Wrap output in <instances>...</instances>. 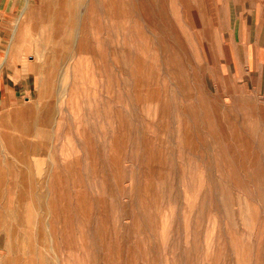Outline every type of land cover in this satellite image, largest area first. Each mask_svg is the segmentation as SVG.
I'll return each mask as SVG.
<instances>
[{
	"label": "rangeland",
	"instance_id": "obj_1",
	"mask_svg": "<svg viewBox=\"0 0 264 264\" xmlns=\"http://www.w3.org/2000/svg\"><path fill=\"white\" fill-rule=\"evenodd\" d=\"M262 8L25 0L5 60L24 90L0 110V264H264L246 52Z\"/></svg>",
	"mask_w": 264,
	"mask_h": 264
},
{
	"label": "crops",
	"instance_id": "obj_2",
	"mask_svg": "<svg viewBox=\"0 0 264 264\" xmlns=\"http://www.w3.org/2000/svg\"><path fill=\"white\" fill-rule=\"evenodd\" d=\"M24 5L25 0H0V110L9 107L11 99H16L20 92L24 90L11 88L10 68L5 61L15 14L19 13ZM251 12L254 14L257 9L253 7ZM258 12L264 15V8ZM52 13H59V11L47 12L46 21L50 20L48 15ZM257 20V24L263 25V29L261 28L259 31L249 29L247 33L246 52L249 72L247 76L257 77L260 80L259 84L263 88L260 90L264 93V16L262 20L261 18Z\"/></svg>",
	"mask_w": 264,
	"mask_h": 264
},
{
	"label": "bare ground",
	"instance_id": "obj_3",
	"mask_svg": "<svg viewBox=\"0 0 264 264\" xmlns=\"http://www.w3.org/2000/svg\"><path fill=\"white\" fill-rule=\"evenodd\" d=\"M76 11V10H75Z\"/></svg>",
	"mask_w": 264,
	"mask_h": 264
}]
</instances>
